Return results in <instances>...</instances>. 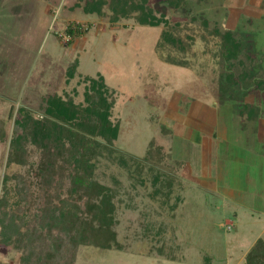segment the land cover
Listing matches in <instances>:
<instances>
[{
    "label": "rangeland",
    "instance_id": "374dc122",
    "mask_svg": "<svg viewBox=\"0 0 264 264\" xmlns=\"http://www.w3.org/2000/svg\"><path fill=\"white\" fill-rule=\"evenodd\" d=\"M85 1L0 0V198L4 175L27 168L5 166L17 108L39 117L52 93L85 105L87 78L102 76L123 159L117 152L101 159L97 177L116 192L122 249L81 246L75 264H244L252 244L264 242V88L251 80L264 75V0H185L178 8L147 0L191 46L182 57L198 70L160 59L163 24L111 23L85 12ZM71 22L87 29L66 44L60 36ZM214 24L240 39L248 75L238 83L221 80ZM244 103L258 108L256 121L239 115ZM183 126L200 129L201 142L182 139ZM151 140L162 147L163 175L174 176L169 190L159 187L163 177L154 182L157 169L137 172L141 164L130 158L142 157ZM14 183H6L11 208ZM11 251L19 264L21 251Z\"/></svg>",
    "mask_w": 264,
    "mask_h": 264
},
{
    "label": "trees",
    "instance_id": "16d2710c",
    "mask_svg": "<svg viewBox=\"0 0 264 264\" xmlns=\"http://www.w3.org/2000/svg\"><path fill=\"white\" fill-rule=\"evenodd\" d=\"M164 1L171 8L185 3V0ZM147 2L86 0L83 8L87 13L108 17L111 23L131 19L143 26L163 24L155 47L160 59L198 70L182 57L191 46L183 44L175 26L163 15L157 16ZM202 22L208 28L207 20ZM86 29L79 23H69L64 29L70 37L66 44ZM210 32L218 41V56L226 72L222 73L221 80L225 76L235 84L240 81L237 75L247 78L238 36L231 30L220 29L217 24ZM235 67H239V72H234ZM87 79L90 85L84 92L85 105L52 93L44 100L39 117L26 106L17 108L5 166L27 168L22 174L4 175V192L0 198V246L8 251L20 250L19 264H75L81 246L122 249L117 239L116 192L97 177L101 159L111 158L114 152L123 159L122 152L114 147L119 122L111 119L114 98L102 76ZM251 80L254 85L264 88V75ZM239 113L247 121H256L260 116L258 108L248 103L243 104ZM33 154L37 156L35 163L31 162ZM163 156L162 147L151 140L142 157L132 155L130 158L141 164L136 167L137 172L146 165L157 169L154 182L163 177L159 187L169 190L174 176L163 175ZM12 179L18 198L15 208L9 207L10 192L6 185ZM162 194L168 197L169 191ZM26 213H31L28 219ZM150 225H146L147 233L152 230ZM155 250L164 254L165 247L159 243ZM244 264H264L261 239L245 253Z\"/></svg>",
    "mask_w": 264,
    "mask_h": 264
},
{
    "label": "crops",
    "instance_id": "0c3cea01",
    "mask_svg": "<svg viewBox=\"0 0 264 264\" xmlns=\"http://www.w3.org/2000/svg\"><path fill=\"white\" fill-rule=\"evenodd\" d=\"M210 117H212V115L209 116V118ZM199 131H200V129H198L197 127H192V126L187 127V126H183V128L181 130V132L183 133V136L182 135H180V136L182 137V139H184V138H186L188 140H193V139L195 140L196 139L195 142L196 143H200L201 142L200 141L201 139H200V136H199L200 135V132ZM193 136H195V138H193ZM194 170L195 169L192 168V172L193 173H194ZM195 181L197 183H200V184L202 183L200 180H197V179H195ZM13 257H14V253L12 251H8L4 247H1L0 246V264H16L17 260H14Z\"/></svg>",
    "mask_w": 264,
    "mask_h": 264
},
{
    "label": "built area",
    "instance_id": "2783aa9c",
    "mask_svg": "<svg viewBox=\"0 0 264 264\" xmlns=\"http://www.w3.org/2000/svg\"><path fill=\"white\" fill-rule=\"evenodd\" d=\"M60 37L65 41V43L70 40V37L66 33H63Z\"/></svg>",
    "mask_w": 264,
    "mask_h": 264
}]
</instances>
